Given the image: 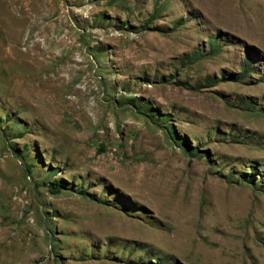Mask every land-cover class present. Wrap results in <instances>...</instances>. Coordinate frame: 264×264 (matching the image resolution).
<instances>
[{
  "label": "rangeland",
  "instance_id": "rangeland-1",
  "mask_svg": "<svg viewBox=\"0 0 264 264\" xmlns=\"http://www.w3.org/2000/svg\"><path fill=\"white\" fill-rule=\"evenodd\" d=\"M260 106L264 0H0V264H264Z\"/></svg>",
  "mask_w": 264,
  "mask_h": 264
},
{
  "label": "trees",
  "instance_id": "trees-1",
  "mask_svg": "<svg viewBox=\"0 0 264 264\" xmlns=\"http://www.w3.org/2000/svg\"><path fill=\"white\" fill-rule=\"evenodd\" d=\"M195 59H196V57H195ZM246 72H247V70H246ZM239 76H241V75L230 73L229 77H231V79H232V78H238ZM208 82H209L208 85H212V84H216V82H218V81L213 79V78H209ZM252 107L250 106V108H252ZM257 108L258 107L256 106L255 109H257ZM258 110L264 112V107L260 106ZM180 139H181L182 146L185 148V150L188 154H190L192 156H197L199 154V152H200L199 148L192 147L188 143L187 139H185L183 137ZM203 153H208V151H203ZM31 168H32V165L28 163L26 166L27 171H31ZM241 179L244 182L249 183L251 186H254L256 188H261L264 190V185L262 183V180H259L257 178L256 173L254 171H252V172L244 171L241 174ZM49 185H51L53 187L52 192H54V193L60 192L62 188H74L73 184H69L68 182H66L65 180H62V179L58 180L57 182L51 183ZM83 193L88 194V192H86L85 190ZM145 264H163V262H162V259H160V257H157L156 259L153 258V259L146 261Z\"/></svg>",
  "mask_w": 264,
  "mask_h": 264
},
{
  "label": "bare ground",
  "instance_id": "bare-ground-1",
  "mask_svg": "<svg viewBox=\"0 0 264 264\" xmlns=\"http://www.w3.org/2000/svg\"><path fill=\"white\" fill-rule=\"evenodd\" d=\"M11 1V0H10Z\"/></svg>",
  "mask_w": 264,
  "mask_h": 264
}]
</instances>
